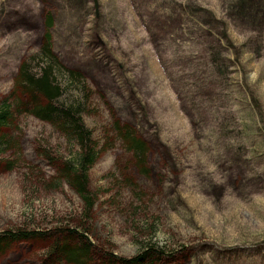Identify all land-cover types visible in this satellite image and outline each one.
Masks as SVG:
<instances>
[{
    "label": "rangeland",
    "instance_id": "obj_1",
    "mask_svg": "<svg viewBox=\"0 0 264 264\" xmlns=\"http://www.w3.org/2000/svg\"><path fill=\"white\" fill-rule=\"evenodd\" d=\"M49 12L56 52L93 91L97 202L86 215L74 189L55 186L74 153L21 114L0 155V231L87 227L118 256L165 250L155 264H264V0H0V105ZM117 121L148 142L143 170ZM46 245L13 244L0 264H40Z\"/></svg>",
    "mask_w": 264,
    "mask_h": 264
},
{
    "label": "trees",
    "instance_id": "obj_2",
    "mask_svg": "<svg viewBox=\"0 0 264 264\" xmlns=\"http://www.w3.org/2000/svg\"><path fill=\"white\" fill-rule=\"evenodd\" d=\"M55 22L53 13L45 15L41 47L21 61L14 99L4 100L0 105V155L15 148L9 129L16 117L29 114L48 123L63 136L74 153L71 159L56 163L55 186L68 184L83 198L85 213L90 215L97 202L91 191L90 171L100 153L93 129L85 120V115L90 113L93 91L87 75L69 66L56 52L52 34ZM114 130L123 149L143 170L147 164L148 142L129 124L117 121ZM90 233L87 227H58L48 231L7 229L0 231V253L16 243L40 240L47 243L40 264H155L163 257L169 258L165 250L152 245L130 258L118 256L101 249Z\"/></svg>",
    "mask_w": 264,
    "mask_h": 264
}]
</instances>
